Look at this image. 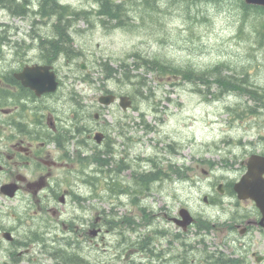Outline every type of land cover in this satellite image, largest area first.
<instances>
[{
    "label": "rangeland",
    "instance_id": "rangeland-1",
    "mask_svg": "<svg viewBox=\"0 0 264 264\" xmlns=\"http://www.w3.org/2000/svg\"><path fill=\"white\" fill-rule=\"evenodd\" d=\"M29 1L38 7L41 0ZM58 1L74 11L90 13L87 15L89 22L69 17L73 48L81 54L77 63H84L86 69L78 70L76 64L71 67L61 59L57 66L62 82L60 89H77L84 98L97 96L99 89H108L116 96L130 94L133 99L132 108L127 112H122L117 103L105 110L103 119L114 128L109 132L114 142L113 161L103 171L97 165L92 166L90 161L84 169L88 171L85 175L96 177L97 193L102 197L91 202L94 209L92 217L98 212L100 223L112 217L117 222L125 217L132 220L128 225L121 224L114 229L104 224L97 246L80 251L86 261L83 264H140L150 261L139 246L144 238L151 239V249L166 251L177 231L168 218L180 207L189 209L195 217L215 218L216 210L208 209L202 201V197L210 192V182H217L220 177L231 181L237 179L242 173V162L253 151L264 149V99L256 102L238 92L211 98L200 92L205 91V86L199 91V86L196 89L182 76L168 81L156 72L144 69L132 71V74L141 75L149 88L137 92L129 84L106 77L103 66L99 64L119 69L121 61L132 65L131 55L137 53L142 58H156L183 70H211L209 73L214 76L219 73L246 79L263 92L264 30L256 17L242 19L235 0L187 6L170 3V0H150L151 7L144 0H122L132 11L127 28L103 26L94 14L97 9L95 0ZM48 21L53 25L55 19ZM6 24L26 30L29 25L0 10V25ZM71 71H76V75L70 74ZM91 123L94 126L93 121ZM74 149L69 146L68 151ZM88 154H92L90 150ZM71 160L74 168L68 167L72 170V174L66 173L68 181L78 183L89 177L79 175L77 179L81 167L77 161ZM120 160L125 163L121 168L117 166ZM170 167H175L177 172L174 173ZM68 168L59 169L58 173L67 172ZM154 172L156 179L149 182L139 204H132L133 196L124 195L123 207L117 208V215L111 216V208L116 203L112 206L108 202L105 185L113 182L115 186L129 188L132 192L138 185L135 183H140V175ZM168 179L175 184L164 183L169 182ZM24 208L25 205L18 201L0 199L1 225L16 227L25 234L27 225L21 228L15 225L17 214H22ZM69 209L75 212L73 207ZM30 211L33 214L32 208ZM72 214L69 210L60 216V230L63 221L68 226V218ZM217 215L222 216L220 212ZM34 222L42 228L41 221ZM156 231L165 235L160 237ZM198 239H193V245ZM39 250L40 246L36 247L35 254L29 256L31 262L26 261L25 264H49L45 257L41 259ZM177 251L175 248L172 252L176 254ZM191 257L200 259L201 255L196 253Z\"/></svg>",
    "mask_w": 264,
    "mask_h": 264
},
{
    "label": "flooded vegetation",
    "instance_id": "flooded-vegetation-1",
    "mask_svg": "<svg viewBox=\"0 0 264 264\" xmlns=\"http://www.w3.org/2000/svg\"><path fill=\"white\" fill-rule=\"evenodd\" d=\"M27 23V30L0 25V199L23 203L24 212L17 214L15 225L19 228L27 225V231L21 234L16 227L6 228L0 223V264L31 262L29 256L35 254L38 246L41 259L45 257L49 264H83L86 261L80 251L97 246L104 224L114 229L132 220L125 217L117 222L112 217L100 223L96 211L92 217L91 202L102 197L97 193L96 177L85 175L88 171L84 170L88 161L92 166H99L100 171L113 161L114 142L109 132L114 128L103 117L105 110L116 103L106 105L100 99L114 93L99 89L97 96L84 98L77 89L41 92L43 89L22 86L15 75L26 67L51 66L58 77L57 66L65 57L60 46L56 53L49 48L47 41L56 34L49 32V21ZM62 24L67 25L61 26L63 31L71 30L70 22ZM78 68L84 71L86 65L78 64ZM75 72L70 74L76 75ZM59 84L62 86L61 82ZM69 146H73L74 151L69 152ZM253 153L264 156V149ZM71 159L81 167L76 178L79 179V175L89 177L78 183L68 181L66 173L72 174L68 167L74 168ZM122 165L125 163L120 160L117 166L121 168ZM241 165L242 173L237 179L220 177L219 181L210 182V192L202 197L208 209L216 210L215 218L195 217L189 209L180 207L168 218L177 227L168 249L159 252L151 249V239L144 238L139 246L151 260L140 264H264V215L253 199H240L234 189L247 170L244 162ZM66 168L67 172L58 173L59 169ZM170 168L176 173L175 167ZM151 174L157 175L156 172ZM168 180L164 183L175 184L170 182L172 179ZM135 184L138 185L132 192L113 182L105 185L108 202L112 206L116 203L111 208V216L117 215V208L123 207L124 195L133 196L132 204H139L145 186L144 183ZM6 185L14 187L12 196L3 192ZM69 210L73 213L68 218L69 224L65 226L63 221L60 230V216ZM183 210L193 218L189 225L180 223ZM218 212L222 216L217 215ZM36 220L42 222V228L35 224ZM156 234L165 235L163 232ZM195 237L199 239L193 245ZM175 248L179 250L176 254L172 252ZM196 253L201 255L200 259L191 257Z\"/></svg>",
    "mask_w": 264,
    "mask_h": 264
},
{
    "label": "trees",
    "instance_id": "trees-1",
    "mask_svg": "<svg viewBox=\"0 0 264 264\" xmlns=\"http://www.w3.org/2000/svg\"><path fill=\"white\" fill-rule=\"evenodd\" d=\"M144 1L147 6H152L150 0ZM215 1L221 2L222 0H170V3L178 2L187 6L196 3H212ZM235 1L238 5V8L240 9L242 19L244 20L248 16L256 17L260 22L261 28L264 30V8L247 5L242 0ZM95 2L97 9L94 10V14L95 17L103 24V26L108 28H127L129 26V21L132 18V11L125 1L95 0ZM0 5L5 6L13 16L25 18L27 15H29V0H0ZM89 14L90 13L86 11H73L69 5H63L58 0H41L39 2V10L37 11L36 15L40 16L41 18L48 17L49 20L55 19V23L52 25L51 32L56 34H54V36L47 41L50 50L56 53L60 46L61 48L63 47L62 50H64L65 58L72 59L76 57L77 55L74 52L71 54L72 46L70 35L68 34L67 30L63 31L61 26L64 28L67 25L62 23L67 22L68 24L71 22L69 17H72L75 20L83 19L89 22V18L87 17ZM112 22H114V24ZM131 57L133 58L132 65L125 61H121L119 69L110 68L107 66V64L103 63L100 64V66H103V71L105 72L106 77L117 79L124 84H129L133 90L137 92H139L140 89L149 88L147 86L146 80L139 74H132V71L144 69L146 71L156 72L159 76H162L161 78L165 77L166 79H170V81L174 77L177 78L182 76L185 81L190 83L192 82V84L196 86V89L199 86V91L202 86H205V91L200 92H205V95L210 96L211 98H220V96H222L224 93L230 94L232 92H238L241 93V95L246 94L249 98L256 102H260L264 99V90L263 92H260L259 89H256L259 87L249 84L246 79L239 80L237 77L223 76L219 75V73H216L214 76L213 73H209L211 70L200 72L193 69L183 70L173 67L170 64L163 63L156 58H142L137 53L132 54ZM213 69H217V67H214ZM155 179L156 177L154 175L146 174L139 177V182L141 184L144 183L145 189H148L149 182Z\"/></svg>",
    "mask_w": 264,
    "mask_h": 264
},
{
    "label": "water",
    "instance_id": "water-1",
    "mask_svg": "<svg viewBox=\"0 0 264 264\" xmlns=\"http://www.w3.org/2000/svg\"><path fill=\"white\" fill-rule=\"evenodd\" d=\"M245 4L264 7V0H243ZM21 84L29 89H43L41 92H53L58 87L55 73L51 70V66L45 67H27L20 74L15 75ZM40 92V93H41ZM38 92V94H40ZM114 96H107L100 99L104 104L113 102ZM120 107L127 109L131 102L128 97L120 98ZM97 141L100 136L98 135ZM246 173L241 177L240 181L236 183L234 189L240 199L250 198L256 202V206L264 215V157L259 155H251L246 162ZM3 192L10 194L14 190L13 186L6 185L2 188ZM185 222L183 225H188L192 219L187 217L186 212L183 213Z\"/></svg>",
    "mask_w": 264,
    "mask_h": 264
},
{
    "label": "bare ground",
    "instance_id": "bare-ground-1",
    "mask_svg": "<svg viewBox=\"0 0 264 264\" xmlns=\"http://www.w3.org/2000/svg\"><path fill=\"white\" fill-rule=\"evenodd\" d=\"M111 18V17H110ZM58 47V46H57ZM54 48V47H53ZM63 48V47H62ZM61 51V50H60ZM58 52V51H57Z\"/></svg>",
    "mask_w": 264,
    "mask_h": 264
}]
</instances>
